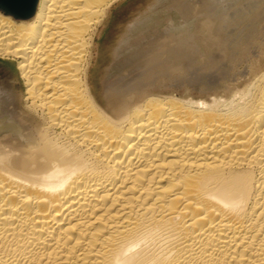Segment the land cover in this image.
I'll return each instance as SVG.
<instances>
[{
    "label": "bare ground",
    "instance_id": "6f19581e",
    "mask_svg": "<svg viewBox=\"0 0 264 264\" xmlns=\"http://www.w3.org/2000/svg\"><path fill=\"white\" fill-rule=\"evenodd\" d=\"M118 1L0 9L21 85L0 89V264H264V0L192 1L183 35L99 103L95 39Z\"/></svg>",
    "mask_w": 264,
    "mask_h": 264
},
{
    "label": "rangeland",
    "instance_id": "374dc122",
    "mask_svg": "<svg viewBox=\"0 0 264 264\" xmlns=\"http://www.w3.org/2000/svg\"><path fill=\"white\" fill-rule=\"evenodd\" d=\"M192 1L196 0H119L111 7L108 17L98 28L94 58L89 72L91 90L99 103L103 101L104 95L110 86L128 80L129 76L132 77L134 73H137L136 71L141 70L139 64L145 61L146 57H149L148 53L153 51L155 45H164V42L168 39L171 40L175 36L183 35L184 32L180 31L179 26H181L182 21H185L186 14L183 12H187ZM197 1L192 2V4H196L195 6L199 8L202 5L199 2H202V0ZM201 7L203 9V6ZM254 14V11L250 13L248 20H251ZM202 18L203 15L197 17L194 25L198 26L205 22V17L204 20ZM197 19L202 20V22L199 24ZM248 20L237 18L235 22L237 26L233 29V32L238 35L247 33L252 28V23ZM195 28H193L194 30L190 29L189 33L195 31L194 34L197 35L196 31L198 32V30ZM161 36H164L163 39ZM172 44L170 43L169 48L173 47ZM145 50L147 52H144ZM160 50L158 51L160 60L166 61L167 53L165 49L161 48ZM164 65L165 70L162 67ZM171 66L172 63L169 59L163 65H159L151 71L155 72L157 69L162 68V71L167 73L170 70L168 68ZM15 68L13 62L0 60V89L10 92L12 88H15L20 91L19 74L16 71L14 72ZM146 75L142 74L140 77L143 78Z\"/></svg>",
    "mask_w": 264,
    "mask_h": 264
},
{
    "label": "water",
    "instance_id": "95a60500",
    "mask_svg": "<svg viewBox=\"0 0 264 264\" xmlns=\"http://www.w3.org/2000/svg\"><path fill=\"white\" fill-rule=\"evenodd\" d=\"M37 0H0V9L16 19H28L35 10Z\"/></svg>",
    "mask_w": 264,
    "mask_h": 264
}]
</instances>
